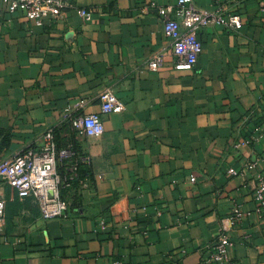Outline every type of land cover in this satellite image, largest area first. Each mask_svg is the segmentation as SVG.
<instances>
[{
  "label": "crops",
  "instance_id": "obj_1",
  "mask_svg": "<svg viewBox=\"0 0 264 264\" xmlns=\"http://www.w3.org/2000/svg\"><path fill=\"white\" fill-rule=\"evenodd\" d=\"M69 1L37 25L0 0V160L41 147L49 129L90 157L83 183L63 191L66 217L43 218L0 181V264H200L229 230L225 264H264V216L228 223L235 209L253 212L264 169V0H231L239 32L202 28L193 69L175 67L152 5L178 0ZM161 50L163 67L148 69ZM105 89L126 108L102 114L103 135H78L71 117L100 113Z\"/></svg>",
  "mask_w": 264,
  "mask_h": 264
},
{
  "label": "built area",
  "instance_id": "obj_2",
  "mask_svg": "<svg viewBox=\"0 0 264 264\" xmlns=\"http://www.w3.org/2000/svg\"><path fill=\"white\" fill-rule=\"evenodd\" d=\"M213 9L198 7L194 0H178L175 4L152 5L163 23V32L170 39V51L176 59L177 69H193L198 61L202 42L198 33L211 24L224 25L236 33L243 25L242 15L234 9L231 0H215ZM11 12L24 11L26 17L37 25L46 19L59 18L65 15L68 8L74 5L69 0H4ZM85 20L92 19V12L78 9ZM166 52L158 51L150 57L146 66L152 71H159L165 61ZM100 113H78L71 117L70 123L78 135L99 137L105 132L102 114L120 112L126 108L125 103L112 89L100 93ZM90 163L87 154H78L72 147H61L55 133L49 129L43 135V143L37 149H27L13 157L0 160V181L17 189L20 197L36 199L41 216L45 219L66 217L69 205L63 197V191L76 189L82 184L79 169ZM258 159L249 161L246 168L253 170ZM64 165V171L60 166ZM236 174L235 168H230ZM195 180V177H192ZM256 206L253 212H242L235 209L229 217V229L237 226L247 215L264 216V169L256 174ZM5 201L0 198V223L4 221ZM232 242L230 230L222 232L212 249L200 264H225L231 260Z\"/></svg>",
  "mask_w": 264,
  "mask_h": 264
},
{
  "label": "trees",
  "instance_id": "obj_3",
  "mask_svg": "<svg viewBox=\"0 0 264 264\" xmlns=\"http://www.w3.org/2000/svg\"><path fill=\"white\" fill-rule=\"evenodd\" d=\"M81 168H82V166H81L80 169H79V174H80V172H81Z\"/></svg>",
  "mask_w": 264,
  "mask_h": 264
}]
</instances>
